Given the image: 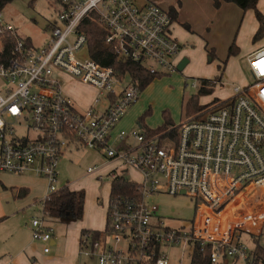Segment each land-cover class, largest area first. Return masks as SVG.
<instances>
[{
	"label": "built area",
	"instance_id": "obj_1",
	"mask_svg": "<svg viewBox=\"0 0 264 264\" xmlns=\"http://www.w3.org/2000/svg\"><path fill=\"white\" fill-rule=\"evenodd\" d=\"M56 1L60 10L41 45L20 36L0 13V53L5 40L13 42L8 61H0V171L30 172L47 182L40 213L30 220L32 241L49 252L54 227L42 203L59 188L57 167L65 151L85 147L135 169L140 181L129 177L136 185L132 193L109 194L106 228L96 238L81 234L77 264H170L167 250L174 246L190 248V258L197 248L208 264H263L256 250L264 252V47L247 56L254 82L233 87L222 106L212 104L180 123L176 138L148 136L140 128L113 137L138 100V81L89 56L81 23L97 22L118 59L163 75L179 71L174 20L153 2ZM61 75L97 96L82 108L64 91ZM117 169L108 173L111 183ZM162 192L193 198V219L168 224L152 202Z\"/></svg>",
	"mask_w": 264,
	"mask_h": 264
},
{
	"label": "rangeland",
	"instance_id": "obj_2",
	"mask_svg": "<svg viewBox=\"0 0 264 264\" xmlns=\"http://www.w3.org/2000/svg\"><path fill=\"white\" fill-rule=\"evenodd\" d=\"M135 1L143 4L146 1L152 2L153 0ZM179 1L181 0H159V2H155L170 12V9H177ZM59 10L60 4L56 0H12L0 13L4 22L15 29L20 36L29 38L34 45H41L48 35V24H51L56 19ZM181 16L184 20L183 23H180L181 21L179 20V24L183 27L184 24L187 26L189 24L190 27L188 26L186 29L196 31V33L202 36H199L202 40H204V34L209 32L210 28L213 29L214 33L212 40L209 42L210 46L204 40V45H207L205 47L206 56L204 55V61L201 62L199 59L201 55L200 51L197 54L199 60L193 61L191 65V72H188L184 68V70H179L173 74H163L154 77L140 91L138 100L126 110L122 118L124 121H129L128 123H133L132 129H139L137 123L139 119L143 121V127L151 129L159 127L165 120H169L171 126H178L183 121L199 114L197 110L193 111L192 105H208L215 99L223 100L232 95L233 87L241 86L243 83L247 86L254 82L245 52L248 49H255L257 47L256 44H264V35L256 41H253L254 34L252 36L248 35L254 19L250 21L248 18L239 15L234 28L227 34L223 35L222 32L223 39L221 38L217 45H213L214 37L218 32L217 27L214 29V26L210 28H208V25L205 27L199 26L197 21L202 16L190 10H184L181 12ZM240 23H242V26ZM221 25L224 24H219V26ZM239 26L241 29H239ZM201 30L202 32H199ZM232 43L238 47V51L236 54L228 57V49ZM188 44L190 46H198L196 38H192L191 36L189 37ZM85 51L86 47L77 53V55H82ZM203 63L207 65L206 70L203 69L205 66ZM206 76L210 77L209 79L215 78L219 81L212 84L214 90L211 94L197 96L199 88L197 77ZM61 77L64 82V91L76 103L80 104L82 108L88 104L92 97L97 96L95 91L84 83H80L66 75H61ZM194 82L195 87L192 86ZM2 85H4V81L0 78V86ZM189 103L191 104L189 105ZM103 161H105L103 155L97 150L85 147L77 149L69 148V150L65 151L57 167V187L60 188L62 185L68 183L73 190L83 191L86 203V223L88 225H98V227L103 225L101 216L103 210L102 203L105 205L106 217V208L111 191V180L108 173L119 165L116 161H110L101 166L94 174H87V168L94 165L100 166L103 164ZM0 173L2 174L1 171ZM129 176L136 182L140 181V175L136 171L132 172L130 170ZM39 201L35 202L34 206H37L40 211L41 202ZM152 202L156 205L157 213L163 216L167 223L172 226L186 225L195 215V200L184 194L171 195L162 192L155 195L152 198ZM6 206L7 209H12L10 204ZM33 208V205L28 207L30 210L25 212L23 218L14 217L15 225L18 226V223L22 221L29 223L32 216H38L39 211L35 213ZM245 209L246 206L241 207L242 211ZM97 218H99V221L95 224ZM13 219L11 222H13ZM76 224H71L69 228L79 229ZM53 227L54 231L58 230L62 235H65L66 230H69L62 223L55 225L53 223ZM105 228H102L101 231H104ZM245 242L251 243L248 238H245ZM190 251V248H182L181 246H174L168 249L170 264H191Z\"/></svg>",
	"mask_w": 264,
	"mask_h": 264
},
{
	"label": "crops",
	"instance_id": "obj_3",
	"mask_svg": "<svg viewBox=\"0 0 264 264\" xmlns=\"http://www.w3.org/2000/svg\"><path fill=\"white\" fill-rule=\"evenodd\" d=\"M155 1L159 2V0H153L152 2L157 3ZM257 7L264 15V0H259L257 3ZM184 10H190L202 16L197 21L199 26L205 27L206 25H208V28L214 26V29L217 27L218 32L214 37V41L212 43L213 45H217L218 41L221 38L223 39V35L227 34L234 28L239 15L248 18L250 21H253L252 19H254L255 21H253L252 26H250V31L248 34L249 36H252L258 28V22L255 18L253 10L251 9L240 11V8L233 3H223L219 8H214L212 5V0L179 1L177 9L175 10L177 12V15L175 18L176 22L174 20L173 23L172 32L181 43V49L179 52L180 60L183 57L188 58V63L184 67L188 72H191L192 70L191 65L193 61H197L199 59L201 60V62L204 61V55L206 56L205 47L207 45L210 46L209 42L210 40H212L214 32L213 29L210 28V31L204 34L205 37L203 38L207 44L204 45V40L199 37L201 35L196 33V31L192 29H186L185 26L183 27L179 24V20L181 21L180 23H183L184 19H182L181 12H183ZM200 21H202V23H200ZM219 24L224 25L219 26ZM240 24L242 26V23ZM188 26L190 27L189 24ZM239 29H241L240 26ZM199 32H202V30ZM222 32L223 35H221ZM190 36L192 38H196L198 46H190L188 44ZM256 45L257 47L255 49H248L245 52L247 54L246 56H249L254 51L264 47V44L262 45V43ZM200 51L201 55L198 59L197 54ZM203 64L205 65V63ZM184 68L182 70H184ZM206 68L207 65H205L203 69L206 70ZM197 78L209 79L210 77L206 76ZM243 84H241V86L246 85L245 83ZM122 118L111 131L113 137H115V135L120 130L127 131L132 129L133 123H128L129 121H124V119ZM138 125L139 128H142V125ZM142 129L145 130L144 127ZM129 142H132V140H129ZM120 146L121 144L118 145V147ZM102 163L103 165H105L108 162L105 160ZM118 169H123L128 177H130V170L132 172H135V169L127 166H118ZM95 172H93L92 174H94ZM87 174L91 173L87 172ZM46 183L47 182L44 178L36 176L35 174L30 172L24 174H15L10 172H2V174L0 173V264H34V260H36L38 264H77L79 258V242L82 230L101 231L102 228H105V205L102 203V208L104 210H102L101 215L103 225H100V227L94 224L88 225L86 223L87 214L86 203L84 199L83 216L81 219L66 220L53 218L54 225L62 223L66 225V229L69 230H66L65 235L59 233L58 230L53 231L52 240L49 243V252H42V245L39 242L32 241L30 222L28 223L22 221L24 223L19 222L18 226H16L13 218H23L25 212L30 210L28 209V207H31L32 205L34 207L33 211H35V213L39 211L38 207L34 206V203L41 200L46 194ZM64 185H67L70 190H73V188H70V184L66 183ZM8 204L11 205V210L7 209L6 205ZM12 219L13 222H11ZM98 221L99 218L96 219L95 224H97ZM73 223H77L76 226L79 227V229L75 230V228H69V226H71V224Z\"/></svg>",
	"mask_w": 264,
	"mask_h": 264
},
{
	"label": "trees",
	"instance_id": "obj_4",
	"mask_svg": "<svg viewBox=\"0 0 264 264\" xmlns=\"http://www.w3.org/2000/svg\"><path fill=\"white\" fill-rule=\"evenodd\" d=\"M12 0H0V12L3 8L10 3ZM259 0H212V5L214 8H219L223 3H233L237 5L241 10H253L255 18L258 22V28L253 35V41L261 38L264 35V15L258 9L257 3ZM170 15L173 20H175L177 12L175 9H170ZM186 28L188 26L184 24ZM82 31L85 32L87 36V46L89 51V56L100 63L103 66H111L116 71L118 75H123L129 73L130 76L138 81V88L142 91L154 77L160 76L158 74L150 73L148 70L141 67L139 64L131 61H122L117 58L115 52L105 43V31L102 27L91 19H85L80 27ZM13 47V42L10 39H7L3 43V51L0 53V61L7 62L10 58V51ZM238 47L232 43L228 49V57L236 54ZM199 88L197 91L198 95L211 94L213 92L212 84L219 81L218 79H207V78H198ZM194 98V97H193ZM224 100L215 99L210 104L206 105H192L193 111H202L207 109L208 106L212 104H218L222 106ZM188 104V103H187ZM191 103H189L190 105ZM138 124L142 125L143 121L138 120ZM169 120L164 121L162 125L157 128L151 129L148 127L145 128V133L150 135L162 134L169 136L171 139L176 138L177 126L169 127ZM169 128H175L170 129ZM117 176L112 180L110 196L115 194H126L132 193L135 189V182L131 181L129 177L125 174V171L122 169H117ZM23 195V194H22ZM43 211L48 213L50 218L55 219H81L83 216L84 209V192L70 190L67 185H63L58 188L55 192L48 195L47 199L42 203ZM107 225V224H106ZM92 232L94 237H98L101 231L98 230H82V233ZM259 248V247H258ZM256 256L262 259L264 264V252L260 249L256 250ZM191 264H208L205 256L196 248L190 259Z\"/></svg>",
	"mask_w": 264,
	"mask_h": 264
},
{
	"label": "water",
	"instance_id": "obj_5",
	"mask_svg": "<svg viewBox=\"0 0 264 264\" xmlns=\"http://www.w3.org/2000/svg\"><path fill=\"white\" fill-rule=\"evenodd\" d=\"M188 63V58H186V57H183L181 60H180V62L178 63V70H182L184 67H185V65Z\"/></svg>",
	"mask_w": 264,
	"mask_h": 264
},
{
	"label": "bare ground",
	"instance_id": "obj_6",
	"mask_svg": "<svg viewBox=\"0 0 264 264\" xmlns=\"http://www.w3.org/2000/svg\"><path fill=\"white\" fill-rule=\"evenodd\" d=\"M261 63H264V58L260 61Z\"/></svg>",
	"mask_w": 264,
	"mask_h": 264
}]
</instances>
